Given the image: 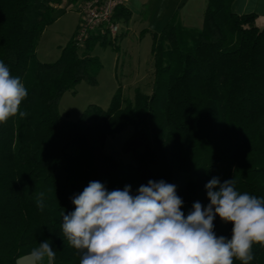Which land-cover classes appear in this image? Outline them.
Listing matches in <instances>:
<instances>
[{
    "label": "trees",
    "instance_id": "1",
    "mask_svg": "<svg viewBox=\"0 0 264 264\" xmlns=\"http://www.w3.org/2000/svg\"><path fill=\"white\" fill-rule=\"evenodd\" d=\"M204 1L200 28H187L175 12L153 33L150 93L125 98L117 90L106 108L90 103L71 120L59 111L60 97L79 81L95 82L99 38L79 52L72 37L55 61H39L56 0H0V61L28 92L20 105L28 115L0 123V264H17L45 240L53 264H80L63 215L92 181L109 192L130 186L133 196L149 180L174 184L185 217L195 202L210 203L212 178L234 179L239 193L264 198V24L253 12L233 13V0ZM129 14L123 6L115 12ZM128 127L121 150L133 161L122 162L105 143ZM213 223L217 237L231 239L233 223L218 215ZM252 254L249 264H264V245L254 243Z\"/></svg>",
    "mask_w": 264,
    "mask_h": 264
},
{
    "label": "clouds",
    "instance_id": "2",
    "mask_svg": "<svg viewBox=\"0 0 264 264\" xmlns=\"http://www.w3.org/2000/svg\"><path fill=\"white\" fill-rule=\"evenodd\" d=\"M28 92L19 77L11 75L0 61V123L20 111ZM210 203L193 204L185 217L183 200L176 186L163 180L148 181L138 194L107 191L92 181L72 199L75 211L63 215L62 231L69 244L82 255L80 264H233L234 258L249 264L252 245H264V198L235 190L234 179L220 183L212 178L206 185ZM44 194L37 201L43 211ZM234 224L231 239L217 237L214 219ZM55 251L45 240L29 253V264H53Z\"/></svg>",
    "mask_w": 264,
    "mask_h": 264
},
{
    "label": "rangeland",
    "instance_id": "3",
    "mask_svg": "<svg viewBox=\"0 0 264 264\" xmlns=\"http://www.w3.org/2000/svg\"><path fill=\"white\" fill-rule=\"evenodd\" d=\"M56 1L55 18L42 31L36 47V58L42 62H53L58 58L61 47L73 37L79 19L72 0ZM127 2L130 14L126 20L121 18V34L114 42L99 39L92 47V54L101 63L95 82L79 81L74 89L63 92L60 97L59 111L71 120H76L90 103L106 108L117 90L125 98H133L136 90L150 93L154 78L152 35L161 31L173 13L176 12L175 15L187 28H200L202 24V9L198 0ZM83 50L79 49V52ZM130 131L128 127L106 139V151L122 162L133 161L132 154L121 150Z\"/></svg>",
    "mask_w": 264,
    "mask_h": 264
},
{
    "label": "built area",
    "instance_id": "4",
    "mask_svg": "<svg viewBox=\"0 0 264 264\" xmlns=\"http://www.w3.org/2000/svg\"><path fill=\"white\" fill-rule=\"evenodd\" d=\"M128 0H83L77 6L79 19L73 40L79 49L91 37L105 38L114 42L121 34V19L115 15L116 10L126 6Z\"/></svg>",
    "mask_w": 264,
    "mask_h": 264
},
{
    "label": "crops",
    "instance_id": "5",
    "mask_svg": "<svg viewBox=\"0 0 264 264\" xmlns=\"http://www.w3.org/2000/svg\"><path fill=\"white\" fill-rule=\"evenodd\" d=\"M81 1L82 0H72V2L75 5L76 11H78L77 6L79 5V3ZM198 1L201 4L200 7H201L202 13H203L204 7H205V1L204 0H198ZM127 3H126L125 7L129 8ZM57 4L58 3L56 1V2H54L53 6L56 8L58 6ZM231 10L233 11V13H236V14H240V13L245 14V13H252L253 12V13L257 14V23H259V25L264 24V0H233L231 2ZM202 17H203V14H202ZM28 256H29V254L20 257L17 260V264H29ZM42 264H48L47 258H45V260L42 262Z\"/></svg>",
    "mask_w": 264,
    "mask_h": 264
},
{
    "label": "water",
    "instance_id": "6",
    "mask_svg": "<svg viewBox=\"0 0 264 264\" xmlns=\"http://www.w3.org/2000/svg\"><path fill=\"white\" fill-rule=\"evenodd\" d=\"M262 29V28H261Z\"/></svg>",
    "mask_w": 264,
    "mask_h": 264
}]
</instances>
